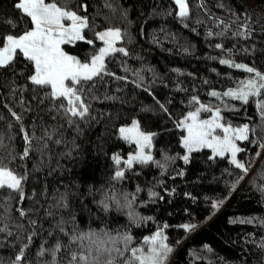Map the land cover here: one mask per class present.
<instances>
[{"label": "trees", "instance_id": "obj_1", "mask_svg": "<svg viewBox=\"0 0 264 264\" xmlns=\"http://www.w3.org/2000/svg\"><path fill=\"white\" fill-rule=\"evenodd\" d=\"M86 2L88 8L82 14L94 18L99 22L98 26L113 24L127 30L123 44L130 49L131 54L125 57L120 53L110 59V71L121 77L128 75L135 78L133 73L140 70L145 80L151 81L153 73L148 70L151 66L160 75L150 86L155 97L169 101L173 117L178 118L182 112L187 111L188 106L183 101L191 95H200L205 102L212 101L215 98L208 95L207 89L216 87L223 90L234 85L233 77L248 75L243 69H234L220 64L219 59H211L210 57L222 55V52L210 47V44L223 43L226 49L233 48V59L264 70V0H188L190 13L183 23L175 16L178 7L174 0ZM75 3L76 0H73V4ZM107 3L114 7L106 6ZM229 8L238 10L241 15L245 11L251 14L252 20L255 21L250 24L251 36L231 35V32L238 28L234 18L223 37L206 35L208 29L219 32L223 28V24H218L217 20L229 23ZM168 9L170 11H167ZM11 14L10 0H0V18ZM87 34L91 36L92 32L88 30ZM68 47L82 55L91 46L87 42H80L79 48L71 45ZM183 47H189L190 52H182ZM122 62L127 71L121 66ZM21 66L17 64V67ZM177 67L184 70L179 75L173 71ZM12 72V69H0V133L6 141L4 147L0 148V154H5L13 145L17 152L22 151L24 147L20 122L12 117L9 105L23 115V123L29 133L32 132L35 117L38 125L37 136L42 135L43 124L60 123V131L65 138V141L59 144L55 139L49 140L48 146L43 149L40 147L41 142L33 139L29 155L22 161H17L19 170L27 169L29 175L25 181L26 199L14 202V215L18 217L15 203H21L33 209L29 216L38 221L35 226L37 234L28 253L33 264H39L36 251L42 242L45 247L49 246L48 233L61 215L67 216L69 212H74L82 228H101L105 225L116 227L127 223L128 218L124 211H117L113 207L104 212L97 207L95 201L101 198L102 192L111 193L114 190L119 195L122 190L135 191L137 185H140L138 199L147 203L139 204L136 210L155 219L142 225H134V235L140 237L150 234L157 226L162 227L167 221L169 226L165 231L169 233L170 242L175 244L169 264H264V249L258 247L264 237V225L259 223V219H264V192L259 187L264 185V149L260 147V140H264V128L261 127L264 122L254 103L236 110H224L225 118L234 124L247 122L255 125V132L249 134V140L239 142L243 151L238 153V158L248 163L249 171L241 173L245 179L237 184L231 195L225 184V179L230 174L224 172V169L231 167L233 173L239 170L230 166L224 157L210 161L208 149H200L194 153L189 164H185L182 159L176 160L163 173L154 163L151 167H141L134 163L133 168L139 169L138 171L126 169V176L122 180L112 181L110 176L116 167L111 159L112 153L118 152L126 157L134 148V144H127L114 133L118 122H124L132 115H138L148 130L157 131L154 142V154L157 158L161 156V148L173 154L181 151V146L176 143L179 130L174 128L173 119L159 110H142L144 105H154L153 94L147 89L137 88L130 81H117L115 77L106 76L105 81L111 82H98L97 94L115 96L116 99L92 100V118L88 123L80 121L78 130L75 124L68 125L64 120L54 119L53 114L45 110L47 102L40 103L34 98L30 88L22 93V107L21 93L10 86ZM225 73H231V76H226ZM161 77L167 83L160 82ZM174 77L182 84L181 88L172 87L177 82ZM24 82V77L16 72V83ZM155 106L158 109V105ZM9 122L12 123L11 129L8 128ZM9 136L12 137L11 140H8ZM257 138V143L251 142ZM73 144L78 147H73ZM258 152L262 154L257 155ZM181 168L185 170L183 176L173 175V172H179ZM109 184L112 185L111 189ZM149 187H153L163 199H150ZM165 187L174 188L175 191L165 192ZM34 191L36 195L33 198ZM65 191L69 194L71 208L53 207L59 195ZM186 191L193 193L195 201L183 195ZM4 195H7V190L0 192V199ZM206 197L226 199L219 208L213 209L210 199ZM184 208H188L189 212H185ZM49 211L52 215H47ZM249 217H256L257 220L249 223ZM27 220L28 217H25L22 222L27 231H31L33 226L28 225ZM188 221L199 223L194 230L186 234L180 225ZM66 227L71 228V224ZM27 231L22 235L26 236ZM3 235L7 233H0V236ZM14 238V235L9 236V240ZM205 244L209 247L204 248ZM18 247L19 242L16 249ZM14 252L12 245L0 240V259L7 262L14 256ZM64 255L62 252L61 256Z\"/></svg>", "mask_w": 264, "mask_h": 264}, {"label": "snow or ice", "instance_id": "obj_2", "mask_svg": "<svg viewBox=\"0 0 264 264\" xmlns=\"http://www.w3.org/2000/svg\"><path fill=\"white\" fill-rule=\"evenodd\" d=\"M178 10L175 16L183 23L190 13L188 0H174ZM12 14L0 18V69H12V80L10 86L13 90L21 93L20 102L23 107V92L31 89L34 98L40 103L47 102L46 111L53 114L54 119L67 122L68 125L75 124L79 130V123H88L92 118L91 101L100 99H116L115 96H101L97 94L98 82L105 81L106 76L115 77L117 81H130L132 85L143 90L147 89L155 97L152 87L153 81L157 80L159 73L150 66L149 71L153 73L151 81H146L140 70L133 73L135 78L124 75L119 76L109 69V60L123 53L124 56L131 54L130 49L123 44L126 29L117 25L98 26L99 22L90 18L86 12L88 4L86 0H10ZM106 6L113 8L111 3ZM223 6V5H221ZM167 11H170L168 9ZM231 17L229 23L217 20L218 24H223L219 31L208 29L206 35L209 37H223L231 27L234 18L238 28L231 32L232 36H251L252 20L250 13L245 11L243 15L238 10L229 8ZM126 15V12H125ZM22 25V26H21ZM92 35L89 36L87 31ZM80 42H87L91 47L81 55L69 49V45L80 47ZM159 43V41H156ZM215 49H220L222 55L210 57L219 59V63L230 66L234 69H243L248 75L233 77L234 85L223 90L216 87L207 89L208 95L214 97L212 101L205 102L200 95H191L183 101L187 106V111L182 112L179 117H173L169 109L168 100H160L155 97L154 105H144L143 111H161L174 121V128L178 131L176 143L181 146L180 152L169 153L161 148V156L157 158L154 154L157 131L148 130L146 124L138 115H132L124 122H118L115 135L120 140L129 145L134 144V150L127 153L125 158L118 152H113L111 159L115 162V170L111 173L110 180L120 181L126 176V169L138 171L133 168L134 163L141 167H151L154 163L159 166L161 173L169 169L170 164L182 159L185 164H189L194 153L200 149L210 150L208 159L215 160L224 157L230 166H235L239 171L233 173L231 167L224 169L229 173L225 179L229 195L236 188L237 184L245 179L241 173H248L249 165L246 161L238 158V153L243 151L241 141H248L249 134L255 132V125L247 122L234 124L225 118L224 110H236L242 106L255 104L262 122H264V70L245 62H238L232 58L233 48H225L223 43L209 45ZM235 47V46H233ZM247 50V49H246ZM171 51V49H168ZM182 52H190L189 47H183ZM17 64L22 65L17 67ZM122 67L126 65L122 62ZM178 75L184 70L177 67L173 69ZM215 71V69H213ZM16 72L24 77V83H16ZM193 75H195L193 73ZM231 76V73H225ZM177 82L172 85L174 88H181L182 84ZM160 82L167 83L162 77ZM205 83L207 81L205 80ZM231 84V81H230ZM91 85V87H89ZM155 105H158V109ZM12 117L20 122L23 132V150L17 152L15 146L7 150L5 154H0V192L7 190V195L0 199V233L7 235L0 236V240L7 241L15 249L14 256L7 262L0 259V264H33L29 258L30 246L36 236L38 221L31 218L29 213L33 209L23 206L21 203L26 199L25 181L28 178V171L19 170V163L24 157L29 155L33 147V139L39 140L41 149L48 146L49 140L55 139L57 144L65 141L60 129L62 124H43L42 135L37 136L36 118L33 117L32 132L25 128L23 115L8 106ZM31 109L29 108V111ZM207 112V115L202 113ZM264 128V123L261 125ZM8 128H12V123H8ZM11 136L8 140H11ZM258 139H253L252 143H257ZM6 141L0 133V148H3ZM73 147L78 145L73 144ZM260 147L264 149V140H260ZM262 153L258 152L257 155ZM16 165L15 167L13 165ZM185 170L181 168L173 175L183 176ZM234 175V178H232ZM110 189L112 185L108 186ZM260 190L264 192V185H260ZM93 191H100L93 189ZM165 192H174L175 189L164 188ZM140 185L135 191H121L119 195L113 190L111 193L102 192L101 198L95 201L98 208L108 212L113 207L117 211H124L127 216V223L116 227L102 226L95 228L88 226L82 228L76 220L74 212H69L67 216L61 215L48 233V247L44 242L40 244L36 251L39 264H169V260L175 251V244L170 242L169 233L165 229L169 226L167 221L163 226H157L150 234L140 237L134 235L133 226L142 225L146 221L154 220L153 216H144L138 212L139 204L147 203L143 199H138ZM36 193L33 192V198ZM184 196L195 201L192 192L186 191ZM149 198L157 197L163 199L153 187L148 189ZM206 199H210L206 197ZM226 197L210 199L213 209H217ZM51 203V202H50ZM53 207L70 209L71 203L68 192L59 195ZM189 212L188 208H184ZM47 215H52L48 212ZM28 217V225L33 226L31 231H27L23 218ZM257 220L256 217H249L248 222ZM199 221H188L180 225L186 234L198 226ZM259 223L264 225V219H259ZM71 224V228L66 225ZM58 229V231H55ZM27 231V235H22ZM55 235L53 236V233ZM14 239L9 240V236ZM19 247L16 249V244ZM178 244L179 241H176ZM204 248L209 246L205 244ZM258 247L264 249V237L261 238ZM65 253L62 257L61 253Z\"/></svg>", "mask_w": 264, "mask_h": 264}, {"label": "rangeland", "instance_id": "obj_3", "mask_svg": "<svg viewBox=\"0 0 264 264\" xmlns=\"http://www.w3.org/2000/svg\"><path fill=\"white\" fill-rule=\"evenodd\" d=\"M133 150H134V148H133ZM131 151H132V150H131ZM126 157H127V156H126ZM126 157H125V158H126Z\"/></svg>", "mask_w": 264, "mask_h": 264}]
</instances>
